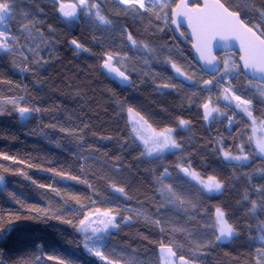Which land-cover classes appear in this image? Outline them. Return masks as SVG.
I'll return each instance as SVG.
<instances>
[{
	"label": "trees",
	"instance_id": "obj_1",
	"mask_svg": "<svg viewBox=\"0 0 264 264\" xmlns=\"http://www.w3.org/2000/svg\"><path fill=\"white\" fill-rule=\"evenodd\" d=\"M190 1L192 6L200 2ZM221 1L230 8L239 5L242 18L253 23L259 21L253 9H264V0ZM14 2L8 29L18 43L11 53L0 51V264H107L85 249L84 244L92 242L79 230L80 220L96 208L113 209L119 225L96 247L121 264H160L161 244L195 264H256L261 244L252 237L259 235L256 217L264 220V212L253 214L250 201L259 203L264 159L256 153L249 164L225 159L224 151L236 156L241 144L245 149L252 146L245 140V127L238 132L241 115L231 132L227 117L212 118L210 126L204 122L203 105L212 92V87L202 89L205 81L213 86L217 78L226 87L229 80L221 79L222 72L208 77L198 69L185 31L183 40L171 28V18L165 25L151 13L127 11L128 6L116 0H93L110 25L79 6V21H65L55 0ZM29 20L34 27L22 31ZM129 32L137 46L128 41ZM142 43L153 51L144 50ZM108 53L132 78V86L123 87L104 74ZM230 55L239 64L238 55ZM171 62L195 82L178 76ZM25 67L28 70L22 71ZM248 80L241 69L231 85L237 95L252 99L253 111L260 116L264 99L249 88ZM17 107L39 111L22 117ZM128 108L157 131L175 130L181 148L147 155L132 134ZM180 120L189 123L181 126ZM177 164H190L204 179L216 176L224 188L206 193ZM165 168L171 179L164 183L191 203L179 206L161 195L157 178ZM112 184L123 187L126 195L115 192ZM73 196L80 197L79 202ZM216 207L236 229L229 243L215 239Z\"/></svg>",
	"mask_w": 264,
	"mask_h": 264
},
{
	"label": "snow or ice",
	"instance_id": "obj_2",
	"mask_svg": "<svg viewBox=\"0 0 264 264\" xmlns=\"http://www.w3.org/2000/svg\"><path fill=\"white\" fill-rule=\"evenodd\" d=\"M200 3H195V6H190L189 0H117V3L122 5H127V11H132L140 16H143L145 13H151L155 16L157 20H163L165 25L169 23L171 18V23L176 25L177 28H180L183 23L187 25L192 30V35L195 37L196 43L194 45L196 51L200 54V59L204 60L206 64L213 65L210 69L212 72L218 71L216 66V57L212 55V45L214 41H224L228 42L230 40H235L238 42L239 50L241 55L239 60L242 64H236L235 62L229 63L228 59L223 61L224 71L220 74L221 79L228 77L229 83L228 86L223 88L222 98L225 101L234 102L235 109L240 110L242 114L246 116L251 121V124L255 126L257 124V119L253 115L252 110V99L244 98L241 95H237L233 86L231 85V78L233 74H238L241 69L246 70L250 73L251 77L256 80L253 82V79L248 80V85L250 89H255L259 92L261 98H264V28L261 25H264V9H253L259 17V21L253 23L252 20H247L242 18L240 6L237 5L235 8H230L222 3L221 0H201ZM248 3H251L252 0H247ZM79 6L80 10L86 11L89 15L95 16L96 20L101 24L110 25L112 23L106 16L101 14L100 4L98 2H93V0H77V3L74 4H64L59 3V12L68 18H75L77 7ZM92 9H96L95 12ZM15 15V2L14 0H0V51L4 52H13L18 43L17 38L13 36L8 29V22L12 20ZM251 25V26H250ZM34 27V24L29 23L23 24L21 26L22 31H28V29ZM183 35V33H181ZM127 39L130 41L132 46H137L138 42L134 39L133 35L129 32L127 33ZM71 43L76 46L78 49H83V45L79 44L76 40H72ZM144 50L151 52L153 51L147 43H142ZM85 51L87 49H84ZM29 51H34V49H29ZM23 55V53H21ZM27 60V57H24ZM114 56L111 53L106 55L104 60L103 67L108 70L109 73H115L122 80L127 81L128 76L125 75L123 71H120L119 68L113 65ZM36 63H40L39 60ZM171 67L175 70L176 74L181 77H185L187 80H191L190 76L182 71V68L178 66L175 62H171ZM22 71H27L28 69L22 68ZM220 81L218 80V83ZM206 84H211L212 81H205ZM164 87H169V85H164ZM13 105L16 104L15 100L10 101ZM205 109V118L211 115L212 112L219 111L218 108L210 107V103H205L203 105ZM21 116L28 114L33 111H39V109L29 108V107H17L16 109ZM128 113L132 117V122L134 125L147 124V121L144 120L139 113L134 112L132 108H128ZM189 122L186 120H180L179 124L181 126L187 125ZM234 121L230 120L229 124H233ZM261 128H264V118L260 120ZM151 129V126L148 125ZM133 131H137L134 127ZM172 128H164L163 130L157 132L155 129H151L152 135L149 137L140 136V139L143 140V143L146 147L147 154L151 156L153 152L159 154L164 149H179L181 145L177 143L173 137ZM255 131V127H253ZM249 141L252 140V137L248 138ZM241 153H243L244 146L241 144L239 146ZM255 148L259 155L264 156V138L257 139L255 142ZM223 155L225 159L247 162L249 160V155H232L229 151H224ZM4 159H11V157L4 156ZM177 168L180 169L186 177L190 178L192 181H195L198 185L202 186L201 190H207V192H220L224 188V184L216 176L211 175L206 179L201 177V175L191 168V165L184 166L183 164H177ZM57 175L63 176L64 173H57ZM72 180H77L78 177L70 176L68 177ZM0 177V181H2ZM161 184L160 193L168 202L173 204H178L183 206L185 203H191L190 201H185L184 198L174 189L172 184L164 183L165 179H171V174L168 172V169L165 168L163 174L157 178ZM85 182V181H81ZM86 183V182H85ZM44 187V185H40ZM50 187V186H49ZM111 187L115 192L125 194V189L123 187H117L115 184H112ZM57 194L59 195L58 190ZM257 192L260 196L259 203L255 200L250 201L251 208L250 211L253 214L259 212H264V187L257 189ZM72 199L79 202L80 197L73 196ZM247 200L248 197L245 196ZM41 211V210H37ZM95 214L98 217H103L99 219L98 223L102 224V228L92 227V223L97 221L92 220L93 213L90 211L84 219L79 222V230L85 234L92 233V236H87L86 239L91 240V246L88 243L84 244L87 251L103 261H107V264H121V261L118 259H112L99 248L96 247V244L103 239L101 236H97V233L107 232L108 229L118 228L119 225L115 223L116 216L113 215V209H107L106 211L101 212L99 208H96ZM19 219V217H17ZM129 220L131 217L128 218ZM257 223L255 225L256 230L259 235L257 237H252L254 240H258L261 244V247L256 249V264H264V220L256 217ZM3 222V217H0V223ZM11 222V221H10ZM71 223V221H66ZM157 225L160 224L159 220L154 221ZM215 228L218 231L215 239L220 241L222 238H232L236 234V229L233 224L229 223L226 219V214L224 210L220 207L215 209ZM249 227H252L249 225ZM3 231V229H0ZM163 231V229H161ZM95 237V239H93ZM48 259H54V257H48ZM159 262L160 264H193L192 261L186 259L183 255L177 256V252L174 251L173 247L170 245L161 244L159 249ZM59 264H65L63 260L59 261Z\"/></svg>",
	"mask_w": 264,
	"mask_h": 264
},
{
	"label": "rangeland",
	"instance_id": "obj_3",
	"mask_svg": "<svg viewBox=\"0 0 264 264\" xmlns=\"http://www.w3.org/2000/svg\"><path fill=\"white\" fill-rule=\"evenodd\" d=\"M117 1V0H116ZM70 2H73V3H77V0H72V1H70ZM89 15V14H88ZM222 59H223V61L225 60V59H228V61H229V63L231 64L232 62H235L236 63V59L235 58H233L230 54H226V55H223L222 56ZM195 67V66H194ZM222 69H224V68H222ZM223 72V71H222ZM234 75H236V74H233L232 75V77H234ZM179 76V75H178ZM187 76V75H186ZM181 77V76H180ZM182 78H184V80L186 81V82H189V83H194L195 81H194V79H191L190 81L189 80H187L185 77H182ZM226 78H228V77H226ZM214 80V79H213ZM220 82L218 83V79L216 78L215 79V84L212 86V92H211V94H210V97H209V103L211 104V106L212 107H215V108H218L219 109V111H217V112H213V118H215V117H218L219 119H222V118H225V117H227V126H226V129H227V131H228V128L231 126V129H230V132H231V130H232V128L234 127V125H235V121H236V118L238 117V115H241L242 116V118H241V121L243 122V124H241V128L239 129L238 128V132H241V130H242V127L244 126L245 127V132H247V139H245L246 140V142L247 143H250L251 144V146H252V148H250V147H248V149H245L246 148V145L244 146V150H243V153H241V151H240V148H239V150L237 151V154L239 153V151H240V153H239V155H242V154H246V155H249V160L247 161V162H242V161H235V160H228V159H226V160H228V161H231V162H234V163H240V164H249V162L251 161V157L250 156H252L253 155V153H256L255 155H257L258 157H261V158H263L264 159V156H261V155H259L258 154V152H257V150H256V148H255V142H256V140L257 139H260V138H264V128H261V126H260V120L262 119V118H264V111H263V114L262 115H260V116H258V115H256V112L255 111H253V115H254V117H256V119H257V124L255 125V126H253L252 124H251V121L249 120V118L246 116V114H242L241 112H240V110H238V109H235V106H234V102H232V101H225L223 98H222V93H223V85H221V80H219ZM215 97V98H214ZM262 99H264V98H262ZM252 110H253V107H252ZM135 112V111H134ZM126 115L128 116V119H129V126L131 127V129H132V134H133V136L136 138V140L139 142V144L140 145H142V147L144 148V150H145V152H146V154H147V150H146V147H145V145H144V143H143V140L142 139H140V136H144V137H149V136H151L152 135V132H151V129H155L153 126H151V129L148 127V123L147 124H143V122H141L140 124H137V125H134L133 124V122H132V117H130V115H129V113L127 112L126 113ZM145 120V119H144ZM230 120H232V121H234V123L233 124H229V121ZM146 121V120H145ZM136 128L137 129V131H133V128ZM186 127H188V126H186ZM253 127H255V131H253ZM156 130V129H155ZM157 131V130H156ZM157 132H159V131H157ZM175 134V130L173 131V133H172V135H173V137L175 138V140H176V135H174ZM249 137H252V140L251 141H249ZM174 150H177V149H164L163 151H161L159 154H157L156 152H153V154L150 156V157H152V156H160V155H163V154H165V153H169V152H174ZM247 151H250V152H248V153H246ZM254 151V152H253ZM148 155V154H147ZM235 156V155H234ZM194 183H196L195 181H194ZM200 186V185H199ZM200 187H202V186H200ZM205 192L206 193H208L209 194V192H207V190H205ZM210 194H217V192H211ZM93 213V215H92V220L93 221H97L96 223H92V227H94V228H102L103 227V225L102 224H99L98 223V220L99 219H103V217H98L96 214H95V212H92ZM115 228H109L108 229V231L107 232H103V233H97L96 235L97 236H101V237H105L106 235H107V233H109V232H111V231H113ZM83 234L84 235H87V236H92V233L89 231V233H87V234H85L84 232H83ZM235 236V235H234ZM233 236V237H234ZM232 237V238H233ZM232 238H230V239H228V238H222L220 241L221 242H225V243H229V242H231L233 239ZM93 239H95V237H93ZM91 241V240H90ZM92 242V241H91ZM193 264H195V263H193Z\"/></svg>",
	"mask_w": 264,
	"mask_h": 264
},
{
	"label": "water",
	"instance_id": "obj_4",
	"mask_svg": "<svg viewBox=\"0 0 264 264\" xmlns=\"http://www.w3.org/2000/svg\"><path fill=\"white\" fill-rule=\"evenodd\" d=\"M55 2L58 4L59 3H63V2H59V0H55ZM222 2V1H221ZM200 6L202 5V2L200 0ZM64 4H74L73 2L71 3H64ZM189 4L191 5V1L189 0ZM58 13L60 14V17H62L63 20L68 21V22H78L79 18H80V12H79V8L77 7V11H76V17L75 18H68V17H64L58 10ZM171 28L174 30L175 34L177 37H182L181 35V29H184L186 32V38L189 39L191 41V49L193 50V60L195 65L199 68V70H201V72H204L205 75H207L208 77H213L215 75H218L219 73L222 72V62L219 59L218 56H221L222 54H230V53H236L239 56L241 55L240 50H239V46H238V42L235 40H230L228 42H224V41H214L213 45H212V55L215 56L216 59V66L218 67V71L216 72H212L210 71V69L213 67V65H208L205 63L204 60L200 59V54L196 51L194 45L196 43L195 37L192 35V30L191 28L187 25V23H183L182 26L180 28H177L176 25L171 23ZM75 46V45H74ZM239 64H242V62L239 60ZM113 65L116 67L114 60H113ZM118 68V67H117ZM103 72L104 74L108 75L111 79H113L114 81L118 82L119 84H121L123 87H128V86H132V78L129 77V79L127 81L122 80L120 77H118L115 73H109L107 69H105L103 67ZM242 72L244 74V76H246L248 79H253V82H256V80L254 78L251 77L250 73H248L246 70L242 69ZM126 75V74H125ZM127 76V75H126ZM212 86L211 84H204L202 89L204 88H210ZM211 107V105H210ZM203 113H204V122L210 126L211 125V121L213 118V112L211 113V115H209L207 117V119L205 118V109H203ZM185 176V175H184Z\"/></svg>",
	"mask_w": 264,
	"mask_h": 264
},
{
	"label": "flooded vegetation",
	"instance_id": "obj_5",
	"mask_svg": "<svg viewBox=\"0 0 264 264\" xmlns=\"http://www.w3.org/2000/svg\"><path fill=\"white\" fill-rule=\"evenodd\" d=\"M182 31H185L184 29H181V32ZM186 33V32H185ZM181 39H183L184 40V38H183V35H182V37H180ZM189 40V39H188ZM190 41V40H189ZM191 42V41H190Z\"/></svg>",
	"mask_w": 264,
	"mask_h": 264
},
{
	"label": "bare ground",
	"instance_id": "obj_6",
	"mask_svg": "<svg viewBox=\"0 0 264 264\" xmlns=\"http://www.w3.org/2000/svg\"><path fill=\"white\" fill-rule=\"evenodd\" d=\"M230 129H231V128L229 127V128H228V131H230Z\"/></svg>",
	"mask_w": 264,
	"mask_h": 264
}]
</instances>
